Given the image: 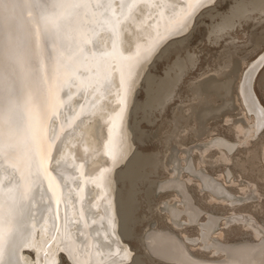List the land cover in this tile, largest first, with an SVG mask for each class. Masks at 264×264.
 <instances>
[{
    "label": "bare ground",
    "instance_id": "1",
    "mask_svg": "<svg viewBox=\"0 0 264 264\" xmlns=\"http://www.w3.org/2000/svg\"><path fill=\"white\" fill-rule=\"evenodd\" d=\"M215 2L97 0L63 21L59 33L40 24L42 15L53 10V0L5 3L0 14V114L5 117V134L10 131V115L14 124L22 126L25 112L31 113L52 145L48 169L54 180L50 190L36 154L31 169L24 170V179L13 166L14 156H0V164L5 165L0 168V183L9 193L0 213V264H61V256L68 264H141L125 239L133 236L132 229L134 233L135 187L157 172L160 161L136 150L130 125L136 94L145 83L146 99L137 107L145 114L164 109L173 97L179 81L175 72L182 69L184 59L168 67L163 78L149 75L150 65L166 44L190 32L200 12ZM248 7L261 10L264 0L238 1L232 15L241 17ZM190 10L194 14L186 18ZM225 22L220 26H227ZM263 62L264 53L242 71L240 64L230 65L196 89L201 104L185 113L196 118L201 134L210 120L235 109L236 102L250 121L247 126L233 125L237 138L243 135L245 140L264 128V106L253 88ZM237 142L223 137L210 140L208 145L220 154L209 161L201 155L198 166L208 163L212 169L227 162ZM255 156L241 169L253 168ZM176 160H171V175L181 171ZM189 162L186 159L181 167L198 178V189L208 198L233 199L231 191ZM168 177L158 186L175 190L174 199H181V207L167 204L168 219L177 226L184 214L185 221L196 223L202 211L186 185ZM118 181L124 190L118 188ZM148 183L150 200L158 182ZM217 222L209 215L200 224L196 242L218 255V260L195 258L166 230L155 231L145 241L153 253L186 264H263L264 226H251L256 236H262L257 243L227 244L210 240ZM141 242L153 258L144 238Z\"/></svg>",
    "mask_w": 264,
    "mask_h": 264
},
{
    "label": "rangeland",
    "instance_id": "2",
    "mask_svg": "<svg viewBox=\"0 0 264 264\" xmlns=\"http://www.w3.org/2000/svg\"><path fill=\"white\" fill-rule=\"evenodd\" d=\"M238 1L241 0H216L212 6L203 9L190 32L166 44L153 60L149 75L163 78L168 67L178 58L184 59L182 69L175 72L179 76V81L174 87L173 97L163 110L155 109L145 114L137 106L145 102L146 84L142 83L137 91L136 105L130 117L136 150L145 155L158 157L160 161L157 172L149 175L148 179L158 182L152 187L154 194L151 199L146 196L148 181L135 187L137 211L134 213L135 219L132 223L134 233L132 229L133 236L125 239L141 264H179L146 255L141 242L143 236L151 231L165 230L170 234L173 232L175 235H172L189 247L188 251L195 258L199 259L203 256L205 259L203 257L200 259L205 261L220 259L218 255L210 254L209 250H203L196 242L200 224H203L209 215L218 218V227L216 226L210 235L212 241L219 239L218 242L238 244L243 241L257 243L262 239V236L254 234L253 228L264 226V128L245 140L243 135L237 138L233 125L247 126L249 121L241 115L238 102L235 103V109L224 111L210 120L206 127L208 130L202 134L196 118L185 113L201 104L195 91L207 81L216 78L219 71L236 63L240 64L242 71L247 64L264 53V7L261 10L248 7L241 17H235L232 15V10ZM223 22L227 23L225 24L227 26H220ZM261 66L254 77L253 88L264 106V62ZM217 104L220 105L221 102L218 101ZM200 108L202 107L198 109ZM186 117L191 118L186 119ZM228 118L230 121L226 122ZM217 137L231 141L238 140L234 153L228 155L227 162L215 168L211 169L208 163L202 165L203 168L199 167L203 155L208 161L211 156H219L218 150L208 145L210 140ZM252 154L256 155L253 168L241 169L240 165H244ZM172 159L178 160L176 161L181 174L175 175L179 178L171 175L174 171ZM186 159L192 166L194 164V169L198 171L204 169L203 173L205 171L207 175L231 191L234 195L233 199L227 201L212 196L210 197L213 199L208 198L209 194L206 191L198 189V178L181 167ZM167 177L168 180L180 179L186 185L191 198L194 199V205L202 211L199 221L189 223L182 214L181 219L177 221L179 225L176 226L168 219L166 208L172 204L181 207L179 203L181 199H174V195L177 194L175 190L160 189L158 186L159 182L167 181ZM119 182L121 181H118V188L124 190L123 185L119 186ZM248 219L251 222L249 226ZM145 242L144 240V244ZM61 264H68L63 256H61Z\"/></svg>",
    "mask_w": 264,
    "mask_h": 264
},
{
    "label": "snow or ice",
    "instance_id": "3",
    "mask_svg": "<svg viewBox=\"0 0 264 264\" xmlns=\"http://www.w3.org/2000/svg\"><path fill=\"white\" fill-rule=\"evenodd\" d=\"M10 2L27 5L39 3L40 0H0V14H2L5 3ZM96 2L97 0H53V10L42 15L40 24L44 30H54L59 33L63 21L73 17L79 10ZM190 3L199 5L202 0H190ZM193 14L194 10H190L186 18H190ZM247 92H249V89L246 87ZM8 124L10 131L6 135L5 117L0 114V156H6V153L14 156L17 162L13 166L20 172V178L24 179V170L31 169L33 154L38 155L39 166L43 168L45 176L49 178V189L51 190L54 177L48 169V162L51 157L52 145L47 142L43 127L31 113L27 112L24 114L22 126L18 123L14 124L11 115L8 118ZM4 166V164H0V168ZM15 187V184L11 186L12 189H15ZM6 195H9V193H6L4 185L0 183V213L3 211V202ZM129 219H132L131 215ZM2 239L3 230L0 228V241Z\"/></svg>",
    "mask_w": 264,
    "mask_h": 264
},
{
    "label": "water",
    "instance_id": "4",
    "mask_svg": "<svg viewBox=\"0 0 264 264\" xmlns=\"http://www.w3.org/2000/svg\"><path fill=\"white\" fill-rule=\"evenodd\" d=\"M160 189H163V188L160 187ZM154 232H155V231H151V232H149L148 234H146V235L144 236V240H146V236H148V235H152V234H154ZM169 235H170L172 238L176 239L175 236H173V235H171V234H169ZM145 246H146L147 250H148V251H149L154 257H156V258H158V259H161V260H164V261H168V262L179 263V264H186V263L179 262V261H176V260L167 259V258H165V257L159 256V255L153 253L152 250L150 249V247L148 246V243H147V242L145 243Z\"/></svg>",
    "mask_w": 264,
    "mask_h": 264
}]
</instances>
